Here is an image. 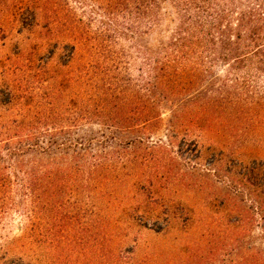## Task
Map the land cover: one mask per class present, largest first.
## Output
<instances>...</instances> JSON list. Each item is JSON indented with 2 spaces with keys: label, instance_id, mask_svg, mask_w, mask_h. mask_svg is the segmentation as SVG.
I'll return each instance as SVG.
<instances>
[{
  "label": "rangeland",
  "instance_id": "rangeland-1",
  "mask_svg": "<svg viewBox=\"0 0 264 264\" xmlns=\"http://www.w3.org/2000/svg\"><path fill=\"white\" fill-rule=\"evenodd\" d=\"M29 6L33 27L24 19ZM263 12L264 0H0V79L22 81L37 94L42 113L54 102L65 120L59 117L46 126L50 132L91 140L78 159L55 152L48 158L24 157L19 165L11 161L12 168L5 165L11 188L0 208V264H171L175 256L190 253L193 243L208 253L216 239L213 264H234L239 253L264 257V218L255 209L264 203V57L241 58L254 48L237 39L256 27L240 25L239 14ZM218 15L222 19L212 27L224 33L226 54L204 50L199 58L173 62L171 45L178 33L193 26L208 29ZM51 45L57 49L42 68ZM161 62L171 66L168 83L156 78ZM88 68L96 76H84ZM172 68L177 75H171ZM90 79L100 80L107 113L121 104L131 110L142 97L157 104L159 123L148 144L166 149L167 154L157 155L156 166L172 164L178 178L185 173L181 181L167 189L158 182L147 186L136 175L149 169L134 154L116 141L98 147L105 127L99 120L74 122L80 100L91 94V86L81 82ZM0 112L6 113L5 107ZM175 113H181L179 121ZM195 113L210 115L213 124L199 121L184 132L181 120ZM232 126L238 127L236 135ZM173 128L176 140L171 142ZM8 144L0 148L1 155ZM102 151L108 153L105 159L89 158ZM85 161L116 169L103 171L109 175L103 195H84L101 208L103 234L91 223L94 214L78 218L73 206L37 205L25 184L35 175ZM87 173L75 176L84 181ZM235 221L245 225L238 236L231 229Z\"/></svg>",
  "mask_w": 264,
  "mask_h": 264
},
{
  "label": "trees",
  "instance_id": "trees-1",
  "mask_svg": "<svg viewBox=\"0 0 264 264\" xmlns=\"http://www.w3.org/2000/svg\"><path fill=\"white\" fill-rule=\"evenodd\" d=\"M34 4L35 3L33 2L32 6H34ZM32 6H29V8L24 10V19L28 21V27L34 26L35 18ZM260 7L261 5H258V8ZM255 14L257 17L253 16L252 13H240L239 18L237 19V21L241 23L240 25L247 24L249 26H256L254 29L246 32L243 36H237L238 40L242 38L248 40L247 42L249 45L247 42L245 43L246 45H244L247 49L250 44L253 46L252 48H254V50L242 55L241 58L250 55L264 57V12L261 14ZM216 19L218 21L222 18L220 15H218L217 18H211L212 21L209 22L208 29H204L202 26H193V28L188 27L185 28L182 33H178L179 37H176L171 45L173 49L170 53L171 60L173 62L179 61V63H182V61L192 59L194 56L199 58L204 50L210 55H216L217 53L219 54L217 56H221L222 54H226V50L228 51V49L223 48L221 45L225 39L224 33L216 30L214 31V28L212 27ZM198 25H202V22L199 21ZM56 49V46H50L47 57L41 63L42 68L47 66L46 62ZM234 50L238 52L240 47H236ZM236 58H239V56ZM30 62L32 63V61ZM161 64L162 67L159 68L161 74L156 78H161L164 83H168L170 80L169 69L171 66L163 62H161ZM63 66H66V64ZM90 67L91 65L89 68ZM89 68L84 73V76H96V73L92 74L93 72H91V70L89 72ZM34 70H36L34 67L30 69V71ZM177 73L178 70L172 68L171 75H177ZM76 77L80 78L82 75ZM89 81L91 82H81V85H86L87 87L91 86V94L86 100H80L81 104L80 107L76 108L74 122L83 120L84 118L89 120H99V124H102L105 127L103 128L104 131L101 134V140L99 141L100 146L98 147H101L102 149L112 141H116V144H118L117 146L121 149L134 154L135 157L140 159V161L149 169L148 172L144 171L136 175L138 179L143 177L140 181H145L147 186L150 187L158 182L159 185L167 189L172 181H181L185 173H182L181 178H178V173L173 172L172 164H168L167 166L163 165L161 168L156 166V163L158 162L157 155H162V153H164V155L167 154L166 149L162 148L163 146H158V148H156V145L152 143L151 145L148 144V141H150L149 139H151V137L148 136L149 133H152L156 128V125L159 123L160 115H157V104L150 102L146 97H142L141 99L139 98L140 100L131 110H127V106L121 104L112 107V112L107 113L106 109L108 104L106 97L104 96L105 93L103 87L101 84H98L100 80L95 79V81H92V79H90ZM2 93L4 95L0 97V108L5 107L6 113L0 112V148L7 142H9V146L4 155L0 154V208L4 207L7 203V195L11 188V178L5 173L7 169L5 166L6 164H8L9 168H12L11 161L16 162L19 165L18 161L24 157L28 158L32 156L33 159H36V157L48 158L55 152H59L64 156H74V159H78L77 157L85 156L87 149L90 148L89 144L91 143V140L88 139L83 141L80 137L75 139L64 138V136L60 134L63 130H60L58 134L50 132L46 126L54 125L58 122L57 119L59 117L62 120H65V118L61 117L62 114L56 111L54 102L50 105L48 112L43 111L42 113L41 108L37 106V103L39 102L37 99H34L37 94H33L32 90H29L27 86L22 84V81L17 84L16 81L5 80L3 78L0 79V95ZM22 99H25V103L21 102ZM21 104L22 107H20ZM128 107H130V103H128ZM8 115L10 117H7ZM177 115L178 116H176V113L173 114L175 120L179 121V115H181V113H178ZM184 118L180 123V127L184 132L189 131V129L199 121H204L208 127L213 124L210 115H202V117H199L198 114L195 113L192 117ZM219 120L224 124L222 119ZM40 124L46 129L40 130ZM55 128L57 127H51L50 129L55 130ZM230 129L231 132L234 130L237 133L238 131V127L236 126H232ZM234 131L233 134L236 135ZM171 133L172 134L169 138L172 142V140H176V131H174V128ZM118 135H120V138H118ZM121 140L124 141L121 142ZM144 141H146V143ZM185 141L186 139L183 137V139L178 142L179 145L177 147H181L180 143H184ZM170 144L171 143L167 144V146H170ZM194 147L197 150L196 143H194ZM141 148L142 150H140ZM81 149H83L82 154L80 151ZM68 151H71L70 155L67 154ZM101 153L103 154V151ZM107 154L108 153L105 152L103 155L89 156V158L94 160H96V158L105 159L104 155ZM149 163L153 164V167L151 165L148 166ZM84 167H86V170H84ZM152 168L153 172L150 173ZM192 169L194 170V167ZM115 170L114 167L107 166L103 162L97 163L94 161L91 163L85 161V163L79 164V167H77V165L74 167L60 166L56 167L54 170L46 172L43 176L35 175L32 178L27 179L25 184L31 196V201L37 203V205H40L41 202L49 205L56 204L59 205L61 210H64L66 205L73 206L77 208L75 216L78 218H85L86 214H89L90 216L94 214L95 219L91 220V223L96 225L100 234H103L106 227L102 223H99L102 217L100 212H97V210L101 208L94 204L92 199L86 201V196L84 195H86V193L103 195L102 187L105 188L109 185L107 181L109 180V175L104 174L103 171L109 173V171L114 172ZM83 171L88 172V176L84 181L75 176L78 172L79 175H81ZM24 174L26 173L24 172ZM116 175V179H119V172L116 173ZM151 178L154 179V181H152ZM149 190L150 189L147 188V191ZM83 192L85 194H83ZM108 196L110 195L108 194ZM72 197H74V200L70 203ZM255 209L258 214L264 218V203H262V205H257ZM64 218L65 217L62 218V222ZM109 224L110 223L107 224L108 228L110 226ZM233 225L234 229L232 228V225L231 229L235 236H238V234L245 229V225L240 221H235ZM261 228L264 234V225H262ZM46 233H49V231L46 230ZM156 233H158V231ZM209 235V237H212L213 234ZM211 241H215V243L208 253H202L200 245H198V243H193V245L190 246L193 248V250L192 248L190 249V253H182L180 256H175L172 259L171 264H213L216 260V253H214L212 249H214L216 245H219V242L217 239ZM239 255L238 259L234 261V264H264V257L251 256V254L246 253H239ZM226 261L227 259L224 263Z\"/></svg>",
  "mask_w": 264,
  "mask_h": 264
}]
</instances>
